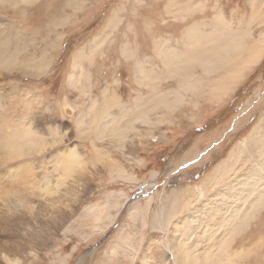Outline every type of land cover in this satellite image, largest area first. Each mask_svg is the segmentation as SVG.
Wrapping results in <instances>:
<instances>
[{"label": "rangeland", "instance_id": "rangeland-1", "mask_svg": "<svg viewBox=\"0 0 264 264\" xmlns=\"http://www.w3.org/2000/svg\"><path fill=\"white\" fill-rule=\"evenodd\" d=\"M3 121L30 264H264V0H0Z\"/></svg>", "mask_w": 264, "mask_h": 264}, {"label": "bare ground", "instance_id": "bare-ground-1", "mask_svg": "<svg viewBox=\"0 0 264 264\" xmlns=\"http://www.w3.org/2000/svg\"><path fill=\"white\" fill-rule=\"evenodd\" d=\"M263 40V39H262ZM233 41V40H232ZM237 41V40H236ZM239 42V41H238ZM231 44V43H230ZM244 45V44H243ZM239 47L242 48L241 44H232V46L223 47L221 51L217 54L216 62L214 63H224L228 61L231 57L239 55ZM246 50V48H245ZM235 54V55H234ZM255 54V53H254ZM257 54V52H256ZM261 57V55L259 56ZM214 60V61H215ZM254 62V61H253ZM237 63V62H236ZM212 63L207 65V68H211ZM204 66V65H203ZM198 81V80H197ZM7 97V96H6ZM260 134V132H257ZM38 142L36 139L31 137V130L28 126L26 127H19L15 124L14 121H3L0 125V161L8 164H12L13 161L22 155L30 154L34 152L38 148ZM239 150L248 151V146L246 143L239 144ZM263 149L264 146H261ZM74 162L71 156L65 158L64 163L61 162L60 166L65 167L63 168V174L65 175L66 169H71V164ZM18 169L8 171V175L10 178L17 177ZM254 172L253 169L247 170V173ZM243 176V175H242ZM236 183L241 184L244 181V176L241 178L237 176ZM4 190H7V187H4ZM7 196V192L3 191L0 188V197ZM1 207V206H0ZM0 221L3 222L0 214ZM198 231H207L208 226H198ZM7 232H8V239L5 242H2L0 236V264H30L29 259L32 257V248L19 250L17 248L16 239L18 238V231H17V220L14 213H11L10 217L7 221ZM28 247L29 242L27 241ZM188 253V252H183ZM45 255L41 258V261H45Z\"/></svg>", "mask_w": 264, "mask_h": 264}]
</instances>
